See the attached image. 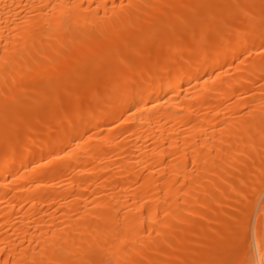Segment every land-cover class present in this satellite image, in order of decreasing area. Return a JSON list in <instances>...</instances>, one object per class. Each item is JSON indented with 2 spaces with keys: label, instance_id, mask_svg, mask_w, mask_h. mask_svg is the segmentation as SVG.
<instances>
[{
  "label": "bare ground",
  "instance_id": "1",
  "mask_svg": "<svg viewBox=\"0 0 264 264\" xmlns=\"http://www.w3.org/2000/svg\"><path fill=\"white\" fill-rule=\"evenodd\" d=\"M212 2L0 0V264H264V204L224 208L264 177V12ZM78 86L75 119L8 127Z\"/></svg>",
  "mask_w": 264,
  "mask_h": 264
},
{
  "label": "rangeland",
  "instance_id": "2",
  "mask_svg": "<svg viewBox=\"0 0 264 264\" xmlns=\"http://www.w3.org/2000/svg\"><path fill=\"white\" fill-rule=\"evenodd\" d=\"M211 1H213L212 2V4H215V3H217V1L216 0H211ZM264 0H260V6H259V10L261 11V12H264L263 10H264ZM263 7V8H262ZM254 10V9H253ZM233 15V14H232ZM229 15H225V17H227L226 18V20H228L227 22H229L230 20L232 21V20H235V22H238V18H236V19H234V17L233 18H231L230 19V17H228ZM239 16H241V14H239L238 15V17ZM235 17H236V15H235ZM242 17V16H241ZM240 19V18H239ZM223 22H224V20H223ZM218 23H220V24H222L223 25V23H222V21H218ZM219 24V25H220ZM224 24H225V22H224ZM189 25H195V24H187L186 26H185V28H187V27H189ZM193 27V26H192ZM197 26H195V28H196ZM220 27H222V26H220ZM191 27H189V29H190ZM188 29V31H189V33H191V34H189V33H186L185 31V33H183L182 35H184L183 37H184V39H186V37L188 38V37H190V35H192V34H194V33H192V31H191V29L189 30ZM194 30H196V29H194ZM191 31V32H190ZM198 31V30H197ZM195 32V31H194ZM189 34V35H188ZM187 35V36H186ZM155 42V41H154ZM154 45H155V43H154ZM149 46V45H148ZM148 46H147V48H148ZM152 48H153V46H151ZM154 47H156V46H154ZM145 50H147V49H145ZM149 50H150V48H149ZM154 51V48H153V50H151V52H150V54L148 53V52H145V53H148L149 55H152L151 53ZM144 55V54H143ZM143 55H140V57L141 56H143ZM154 53H153V55H152V57L151 58H153L154 57ZM144 56H146V54L144 55ZM175 59H179L180 60V57H177V58H175ZM127 64H123V63H121V62H119L118 64H117V68H116V70H115V72H114V70H108V71H104L105 73H103L102 74V78H104V84H108L109 85V88L112 86V90H115L114 89V87L116 88V89H119L118 91H120L121 89V86L122 87H124V84H121V82H122V79L124 78V77H127L128 79H130V78H134L136 75H137V72L138 71H136V69H137V67H136V59L133 61H128V62H126ZM129 63V64H128ZM124 67V68H123ZM113 69V68H112ZM117 70H119V71H117ZM122 70V71H121ZM118 72V73H117ZM124 75V76H123ZM117 76V77H116ZM117 78H119V79H117ZM127 78H125V80L127 79ZM113 80V81H112ZM124 80V81H125ZM89 80H86V82H88ZM120 81V82H119ZM124 81L122 82V83H124ZM128 81V80H127ZM126 81V82H127ZM89 84L90 83H88V84H86V85H88L89 86ZM114 84V85H113ZM86 87V86H85ZM85 87L83 86V87H80V86H78V87H76V90H75V92H74V99L72 98V100H71V104H70V107H69V103L70 102H68V104L66 105V103H63V102H61V103H56V101H55V103H53L54 102V100H48L47 102H45V103H42L39 99L38 100H34V102H33V107H31V108H33V109H31V111L29 110L28 112H27V114H25V115H23L21 118H19L16 122L15 121H13V120H10L9 122H8V127H10V128H13V131H15L16 133H18V134H21L22 136H26L28 133L27 132H29L30 130V126H34L35 124H37V125H41V126H43L44 127V125L46 126H48V125H57L61 120H64L65 118H68V119H70V120H73V119H75L76 117H77V112H76V109H77V107H79L80 105L82 106V105H84L86 102H87V100H88V97L87 96H89V90L87 89L86 91H85ZM79 88V89H78ZM83 88V89H82ZM87 88V87H86ZM117 91V90H116ZM30 95H31V97L32 96H34L35 95V93H30ZM87 95V96H86ZM36 96H38V95H36ZM31 99V98H30ZM77 101V102H76ZM79 101H80V103H79ZM37 103H38V105H37ZM39 104H40V106H39ZM57 104H60V106H62V107H58V105ZM64 106H63V105ZM76 104V105H75ZM65 105H66V107H65ZM78 105V106H77ZM38 108H37V107ZM57 108H56V107ZM74 106V108H72ZM36 107V108H35ZM54 108V109H56V112L54 111L53 112V109L52 108ZM66 109H65V108ZM75 107H76V109H75ZM36 109V110H35ZM38 109V110H37ZM74 109V110H73ZM73 110V111H72ZM70 111V112H69ZM51 112L53 113V114H51ZM64 112V113H63ZM37 115H39V116H43V118H45L46 116V118H45V120H43V118L42 117H39V116H37ZM26 116V117H25ZM65 117V118H64ZM35 118H37V119H35ZM39 118H41V119H39ZM48 118V119H47ZM63 118V119H62ZM22 119V120H21ZM61 119V120H60ZM39 122H38V121ZM12 121H13V124H12ZM35 121V122H34ZM40 121H41V123H43V124H40ZM44 121V122H43ZM46 121L48 122V123H46ZM17 122H19V123H17ZM34 122V123H33ZM50 123V124H49ZM34 124V125H33ZM11 125V126H10ZM15 126V127H14ZM17 128V129H16ZM72 131L74 132L75 131V128H69L68 129V132H71L72 133ZM16 133H13V134H16ZM12 134V135H13ZM257 153H259V154H261L262 152L261 151H259V152H254V155H257ZM259 155H257V158H259L258 157ZM261 156H262V154L260 155V158H261ZM249 162L250 163H252V160L250 159L249 160ZM259 183V185L257 184V183ZM255 183H254V186H252V183H249V184H247V185H245V190H246V192H245V198L243 199H240V200H229L228 201V203H227V205H230V204H234V203H236V206H235V204L233 205H230V206H227L226 204L224 205V208L226 209L227 207V209H229V212H230V210H231V212H233L232 214H231V212H230V214L232 215L231 217L230 216H228L227 217V219H228V221L230 222V223H232V225H234V226H237V224L239 223V225H240V223L241 222H239V221H241V220H243V219H245V221L248 223H251V227H253L252 229L254 230L255 228H254V226L256 225L255 223H256V221H255V219H257V216H258V212H257V209L259 210V205H260V207H261V205L262 204H264V201H262V199H264V177H261L258 181H256ZM249 185V186H248ZM252 187H254V189L252 188ZM257 190H256V189ZM252 191H251V190ZM253 190H255V191H253ZM250 191V192H249ZM249 197V198H248ZM255 198V199H254ZM257 198V199H256ZM252 201H251V200ZM259 199V200H258ZM248 200V201H247ZM232 201V202H231ZM239 201V202H238ZM251 205V209H249V204L247 203V202ZM254 201V202H253ZM255 201H257V202H255ZM262 201V202H261ZM238 203H240V204H238ZM244 203V204H243ZM253 206H257L256 207V209H255V207H253ZM199 207V209H201V210H206V209H204V208H201V207H203V206H198ZM242 207V208H241ZM252 207H253V211H249V210H252ZM246 209V211H244V212H246L247 213V210L249 211V213H247V214H249V215H247L246 217H245V215L243 214L244 212H242L241 211V209ZM226 209V211L228 212V210ZM235 213V214H234ZM242 213V214H241ZM251 214V215H250ZM235 215V216H234ZM239 215V218L237 217ZM243 216V217H242ZM252 216V217H251ZM196 216H194V218L193 219H200V220H202V222H205V220L203 221V219L200 217L199 218V216H197L196 218H195ZM234 217H236V218H234ZM242 217V218H241ZM248 217V218H247ZM250 217H251V219H250ZM234 219V220H233ZM248 219H249V221H248ZM237 221V222H236ZM251 221V222H250ZM253 221H255V222H253ZM206 224H207V229L208 230H211V227H215L214 225H216V224H214V223H216V222H213V221H211V222H205ZM234 223V224H233ZM179 225H181V226H184L185 224H182V223H180ZM210 225V226H209ZM218 225V224H217ZM263 227H264V224H263ZM238 228V231H239V226L237 227ZM235 234V233H234ZM236 236V235H235ZM197 238H199V237H197ZM200 239V238H199ZM204 242V241H203ZM232 243H234V240L232 241V242H230L229 243V247L231 246V244ZM167 246V245H166ZM232 246H233V244H232ZM234 246H235V244H234ZM196 249H199L200 247L196 244ZM167 248H170V245L169 246H167ZM195 248V247H194ZM231 248V247H230ZM227 251V249H224V251ZM230 250V249H229ZM224 251H221V252H218V253H216V252H214V255H209V256H211V258H209V260L210 261H214V262H217V261H219V260H221V259H225V256L227 257V255H228V253H229V251H227L226 252V254H225V252ZM222 256H224V257H222ZM199 260V259H198ZM198 260H196V261H198ZM190 263H192V264H197L198 262H195V261H189ZM176 264H181V262H179V260H176ZM183 264V263H182Z\"/></svg>",
  "mask_w": 264,
  "mask_h": 264
}]
</instances>
